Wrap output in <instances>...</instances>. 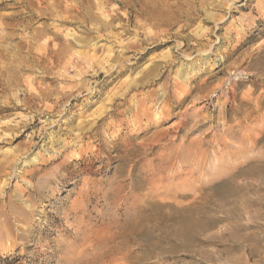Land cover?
Masks as SVG:
<instances>
[{
	"label": "rangeland",
	"instance_id": "1",
	"mask_svg": "<svg viewBox=\"0 0 264 264\" xmlns=\"http://www.w3.org/2000/svg\"><path fill=\"white\" fill-rule=\"evenodd\" d=\"M0 264H264V0H0Z\"/></svg>",
	"mask_w": 264,
	"mask_h": 264
},
{
	"label": "bare ground",
	"instance_id": "2",
	"mask_svg": "<svg viewBox=\"0 0 264 264\" xmlns=\"http://www.w3.org/2000/svg\"><path fill=\"white\" fill-rule=\"evenodd\" d=\"M18 25V24H17ZM5 36V35H4ZM18 44V43H17Z\"/></svg>",
	"mask_w": 264,
	"mask_h": 264
}]
</instances>
